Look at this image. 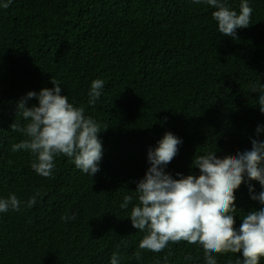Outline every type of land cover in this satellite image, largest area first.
<instances>
[{
    "label": "trees",
    "instance_id": "obj_1",
    "mask_svg": "<svg viewBox=\"0 0 264 264\" xmlns=\"http://www.w3.org/2000/svg\"><path fill=\"white\" fill-rule=\"evenodd\" d=\"M247 2L251 24L236 30L237 39L218 32L214 8L193 0H12L0 7V198L22 201L20 211L0 213V264H110L113 253L119 264H163L169 253L168 264H206L202 246L186 241L159 253L140 250L144 233L128 218L132 205H120L166 131L182 141L165 166L174 178L199 174L196 155L222 158L249 149L250 138L264 140L259 92H250L254 84L264 89V0ZM227 3L239 12L241 0ZM51 78L107 126L94 176L60 155L53 178H44L31 168L30 152L11 150L25 138L10 128L24 123L18 101L52 88ZM97 78L105 86L93 107L87 93ZM37 104L32 97L26 106ZM249 184L254 194L262 190L245 177L235 191L237 225L264 207L251 199ZM37 191V203L26 207ZM73 213L74 220L61 219ZM215 255L217 264L243 258Z\"/></svg>",
    "mask_w": 264,
    "mask_h": 264
},
{
    "label": "clouds",
    "instance_id": "obj_2",
    "mask_svg": "<svg viewBox=\"0 0 264 264\" xmlns=\"http://www.w3.org/2000/svg\"><path fill=\"white\" fill-rule=\"evenodd\" d=\"M11 2L5 0L0 7L7 9ZM193 3L215 9L212 18L224 36L237 39L236 30L251 24L253 10L247 0H241L239 12L227 0H193ZM51 83L52 88H41L38 93L29 91L18 101L17 113L24 123L13 122L10 128L25 138L12 144L11 150L30 152L35 157L31 168L44 178H53L55 158L60 155L70 158L84 174L94 176L100 171L103 157L99 133L107 126L102 129L91 115L85 114L84 106L69 102L59 81L51 78ZM104 86L102 79L91 81L88 105H96ZM250 92H259L257 105L264 113V89L254 84ZM32 97H36L38 104L26 106ZM260 131L257 126L256 132ZM250 139L251 147L234 155L221 158L214 151L196 155L192 166L199 169V174L177 173L174 178L165 171V166L175 158L182 141L172 132H164L156 146L148 149L149 167L136 182L134 193L124 195L120 205L124 209L132 205L128 218L136 230L144 233L138 248L159 253L170 242L186 241L202 246L206 264H217L215 254L225 253H240L243 258L236 264H259L264 257V207L247 211L238 225L235 219V191L245 183V177L259 182L262 190L254 194L249 184V192L253 193L251 199L264 205V140ZM40 195L37 191L25 206H34ZM21 204L16 195L9 194L0 198V213L20 211ZM75 218V213L61 217L64 221ZM169 255L164 256L163 264H168ZM135 256L141 259V251ZM110 264H119L117 253L112 254Z\"/></svg>",
    "mask_w": 264,
    "mask_h": 264
}]
</instances>
